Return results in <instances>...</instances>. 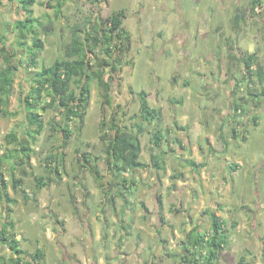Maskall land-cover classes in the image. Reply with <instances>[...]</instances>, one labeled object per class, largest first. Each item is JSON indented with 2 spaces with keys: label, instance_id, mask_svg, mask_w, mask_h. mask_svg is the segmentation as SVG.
Returning a JSON list of instances; mask_svg holds the SVG:
<instances>
[{
  "label": "rangeland",
  "instance_id": "1",
  "mask_svg": "<svg viewBox=\"0 0 264 264\" xmlns=\"http://www.w3.org/2000/svg\"><path fill=\"white\" fill-rule=\"evenodd\" d=\"M252 1H36L33 5L34 16L44 22L52 19L54 25L49 35H46L41 27L35 28L45 44V48L40 53L39 60L41 64H51L55 59L62 58L65 55V47L71 41L75 27L80 29L78 35L83 37L86 35L87 29L92 28L98 21L105 20L118 9L126 10L123 25L131 35V48L122 54V58L126 61L123 68L119 73H111L108 70L106 74L109 79L113 76L111 80L112 104H104V91L94 81L85 123L80 130L75 126L76 124L72 123L73 135L65 147H61L63 143L62 134L53 132L50 124L51 121L60 119L61 111L41 109L49 101L45 93L39 104L44 124L43 131L32 140L31 145L34 152L31 154L30 160H26L22 166L16 168L17 172H15V176L23 180V186L27 189L29 200H26L22 193H16L12 187L10 189L17 200L16 205L13 206L12 219L16 222L19 239L25 241L26 238H29L28 235L30 234L28 233H31V229L33 231V228L30 227H35V231H41L43 234L42 239L45 236L51 239V241L45 239L41 244L45 253L43 264H70V262L78 264L79 261L88 264L85 260L89 256L87 255L90 253V250H87L89 248L81 246V242L72 250L68 248L69 238L78 236L80 232L79 224L75 225L67 217V215H71L69 211L71 205L76 204L72 195L81 193L77 190L79 184L81 185L78 179L91 175L87 169L85 172L79 170L78 151L82 154L84 152L92 153L93 158L95 156L102 158L98 161V164L100 168L103 166L106 157L104 158L105 155H103L104 141L101 136L104 133L111 134L112 130L110 124L102 127V122L105 119L110 123L112 117L116 115L117 122L128 123L129 116L135 113L137 108L135 101H138L137 95L133 96L131 90L136 91L137 89L138 91V88L139 91L146 89L150 93L156 92V101H160L161 98L164 100L165 97L185 98L191 100L188 101L190 105L196 103L200 107L204 106L206 111H209L206 112V115L214 117L215 114L217 118L212 119L213 121L210 124L205 120L206 127L200 128L205 130L207 126H210L211 129L209 130H213V122H215L217 128V124L219 125L221 121L220 116L230 115L231 118H235L233 108L235 81H237V78L238 80L244 79L243 75L245 74L244 86L241 87L243 89L237 88L236 96L238 98L247 97L245 90L247 84H251L252 87L255 86L258 89V102L256 105L259 108L253 109L252 105H255V101L247 98L246 103H244L245 111L241 114L243 115L241 122L238 121V118H235L236 123L231 120L228 123L229 127L234 125L240 131L245 129L248 138L245 141L240 134L234 137L238 142L236 146H239L237 150L238 161L241 162L243 169L236 178L237 185L235 187L240 191L241 196L239 195V197L245 200L252 199V191L254 196L253 210L257 209V206L261 204V200L262 204L264 203V94L261 93L264 89V81L260 82L256 73L250 75L246 62H243V58L256 54L253 70L257 71L261 66L264 72V2L253 9ZM58 4H60V7ZM58 8L60 10L59 17L56 16ZM238 8L240 9L237 10ZM238 11L246 16L240 21L239 25H236L234 17ZM25 15L24 11L15 4H6L0 8V34L6 37L9 45L18 42L20 39V32L15 30L14 23L17 19L24 18ZM31 38V36L28 38L29 45L31 44ZM172 50L177 53L178 58L173 57ZM24 53L20 52L19 57H22ZM235 54L238 55L239 61L233 57ZM16 60L17 57H14V62ZM3 65V59L0 58V67ZM30 82L27 80L23 66H21L15 77L14 86L10 91V111L12 115L4 116L0 114V173L4 174L5 181L10 184L14 181V176L11 173L12 168L9 161L2 162L1 158L8 149L15 147V144H7L6 135L14 130H23L20 127L27 124V113L22 105V97L23 91L29 90ZM152 105L155 104L152 102ZM125 111L127 112L125 113ZM253 116L259 118L258 124L253 123ZM168 119L169 117H165V121L160 122L163 129ZM146 123L148 124V122ZM151 127L154 128V125ZM231 127L227 132L223 130L226 136H232ZM203 129L199 130V135L204 134ZM218 130L216 129L215 132L218 133ZM149 135V133L142 135L143 148L145 149L143 160L145 162L151 161V152L147 150L151 138ZM204 135L202 141L206 144L209 136L207 133ZM52 152L58 156L59 172L50 174L47 171L45 158ZM21 155L22 153H19L18 157ZM169 167H171L170 164ZM23 169H26L27 176L22 173ZM149 169L151 170L148 171H152V174L146 172L148 176H155L159 172V169ZM187 169H191V167ZM187 169L184 168V170ZM160 170L159 173H162V176L167 173L163 169ZM40 175L47 177L45 181H49L48 176L52 175L53 181L46 187L38 188L36 177ZM76 182H79V184H76ZM25 188H21V192ZM53 199L55 200L53 201ZM77 205L82 209L81 202H77ZM3 211L4 203H0V214ZM253 212H250L246 221L245 234L247 238L252 237L254 231L263 230L264 232V216L261 215L264 214V208L260 205L259 209L256 210L257 215L255 217ZM224 218L230 227L233 221L230 214H227ZM207 232L206 229L203 231V233ZM181 239H184L182 243ZM186 239L179 235L177 239H173L174 249L172 248V255L179 252V250H176L177 252L174 250L182 248ZM30 240L33 241V238ZM239 242L235 240V244L226 246L220 254L218 264H239V260H243V257L246 261H252L253 258L247 260L246 256L250 255L245 254L243 246L240 245L238 249ZM250 242L253 246L255 240ZM59 243H66L68 250L74 253L75 257L71 253L68 255L67 251L64 253ZM23 248L30 253L36 252L37 249L36 244L33 243ZM190 248L191 251L196 252L197 248L191 245ZM255 249L253 248L252 252L255 253V256L261 258L259 264H263L264 251L259 256ZM4 251L5 248L0 246V253ZM63 254H66L64 259ZM158 257L161 258L160 254ZM170 257L159 259V263L168 264L166 259ZM89 259L93 261L92 258ZM253 262L255 264V259H253Z\"/></svg>",
  "mask_w": 264,
  "mask_h": 264
},
{
  "label": "crops",
  "instance_id": "2",
  "mask_svg": "<svg viewBox=\"0 0 264 264\" xmlns=\"http://www.w3.org/2000/svg\"><path fill=\"white\" fill-rule=\"evenodd\" d=\"M171 53L174 54L175 59L178 58L176 52L172 50ZM142 90L146 89L140 91ZM140 91L138 88V91L136 89L132 93L133 96L136 94L138 98V101H135L137 104L135 112L140 110L141 101L138 97ZM147 92L150 106L160 109L156 108L160 111V122L165 121V117H169L161 134L163 140L160 149L156 150V148L154 150L155 152L160 151L161 159L165 161L163 170L167 173L162 176V173H159L161 170H159V177L158 173L155 176H148L146 172L152 174V171H148L151 170L149 168H152V170L157 169L153 166L127 172L124 177L127 179L129 188L125 189L119 183L118 178L105 170L104 163L101 167L102 177L98 179L88 168L82 167L80 162L82 157L78 155L79 170L85 172L87 169L91 175L78 179L81 185L76 182V184H79L77 190L81 193L72 195L76 204H74L75 206L71 205V209H69L71 215H67V217L75 225L79 224L80 232L78 236L69 238L68 248L72 250L80 245L79 242L82 243L81 246L89 248L87 250H90V253L87 254L89 256L85 260L88 264H161L159 259L170 256L166 259L168 264H180L179 254L181 248L175 249V252L178 250L179 252L172 255L174 249L173 239H177L178 235L186 239L188 232L191 230L200 233H203L205 229L210 231L214 215L225 219L224 216L230 214L233 221L230 227L227 226L229 233L227 247L235 244V240L240 241L238 249L240 245L243 246L245 254L250 255L246 256L247 260L253 258L255 264H259L261 258L255 256L252 251L253 248H256L255 250L259 256L263 253L264 232L263 230L254 231L253 236L247 238L245 228L250 212L255 210L253 212L255 217L257 215L256 210L259 209L260 205L264 208V203L262 204L261 200V204L253 210L254 196L252 191V199L250 198V200L239 197V195L241 196L240 191L235 187L237 185L236 178L243 170L241 162L238 161L237 150L239 146H236L238 142L234 139V136H226L223 133V130L227 132L231 127L228 125L230 120L235 123L237 120L234 117L231 118L230 115H222L217 128L215 122H213V130H209L211 129L210 126H207V129L204 130L200 127H206L205 120L210 124L213 121L212 119L217 118L215 114L214 117L206 115V112L209 111H206L204 106L200 107L196 103L190 105L188 101L191 100L185 98L165 97L164 100L161 98L160 101H156L157 93ZM152 102L155 105H152ZM152 125H156L155 121L150 125V130L154 132L155 128H152ZM159 125L161 128L162 125ZM233 127L234 125L231 129ZM201 129H203L204 134L207 133L209 136L206 144L202 141L205 135H199ZM216 129H219L218 133L215 132ZM239 133L241 138L247 141L246 130H239ZM147 148L150 151V147ZM144 154L145 149L143 148L142 160ZM101 159L98 158L97 161ZM146 163L152 164V162ZM169 164L171 167H169ZM189 167L191 169H187ZM184 168L187 170H184ZM24 175L27 176L28 174ZM51 181L48 183L50 184ZM5 182L7 183V181ZM6 185V190L13 201L4 204V211L0 214V220L1 222L11 223L12 229H9V235L13 233L19 248L25 250L24 246H30L32 243L36 244V251L40 250L43 253L42 258L37 262L43 264L41 261H44L45 253L41 244H43V240L51 241V239L48 236L42 239L43 234L41 231H35V227H30L33 228V231L31 229V233H28L30 234L28 235L29 238H26L25 241L19 239L16 222L12 219L13 206L16 205L17 200L10 189L13 186H9L12 184L7 183ZM36 185L38 188L48 186L39 187L37 180ZM21 188H25L23 180L17 190L14 188L13 190L16 193H22L25 199L29 200L27 189L25 188L21 192ZM76 201L82 203V209L79 208ZM0 203L2 204V202ZM261 215L264 216V214ZM65 220L67 219L65 218ZM32 238L33 241L30 240ZM183 240L181 239V243ZM251 240H255L253 246ZM65 244L59 243L61 250L64 253L67 251L68 255L71 253L75 257L74 253L70 252ZM0 246L5 248L0 256L7 261L6 264H13L8 260L16 258L15 251L6 244L1 243ZM25 251L29 253L28 257L33 259L36 252ZM159 254L161 258L158 257ZM63 255L64 259L66 254ZM89 258H92L93 261ZM70 264L77 263L70 262ZM78 264H84V262L79 261Z\"/></svg>",
  "mask_w": 264,
  "mask_h": 264
},
{
  "label": "trees",
  "instance_id": "3",
  "mask_svg": "<svg viewBox=\"0 0 264 264\" xmlns=\"http://www.w3.org/2000/svg\"><path fill=\"white\" fill-rule=\"evenodd\" d=\"M6 1L7 3H5ZM36 1L0 0V8L6 4H15L26 14L24 18L17 19L14 23L15 30L20 32L18 42H13L9 45L6 37L0 34V58L4 62V65L0 67V114L4 116L12 115L10 111V91L14 86L15 77L21 66L26 72L27 80L31 81L29 90L23 91L22 97V105L27 113V124L20 127L23 130H14L6 135L7 144H15V147L8 149L1 158L2 162L9 161L10 163L11 173L14 176L12 186L15 190H17L22 181L21 178L15 176L16 168L18 169V167L22 166L26 160H30V156L34 152L31 145L32 140L41 134L44 128L42 114L39 110L43 94L47 95L49 101L41 107L42 110L57 109L61 111L60 119H55L50 124L53 132L62 134L63 143L61 147H65L73 135L72 123L76 124L75 126L79 130L85 123L94 81L104 91V104H112L111 80L113 76L109 79L106 74L108 70L111 73H119L121 71L126 62L122 58V54L131 48L130 32L123 25V18H126V10L118 9L105 20L98 21L92 28L87 29L86 35L83 37L78 35L80 29L75 27L72 39L65 47V55L62 58L55 59L51 64H41L39 58L40 53L45 48V44L35 28L41 27L42 31L49 35L54 25L52 19L44 22L34 16L33 5ZM263 2V0H253L252 8L255 9L256 6ZM58 6L60 7V4ZM254 11L256 12V10ZM56 16H60L59 8L56 10ZM245 16V14L238 11L234 17L235 24L239 25ZM29 36L32 37L30 45L28 44ZM20 52L24 53L22 57H19ZM14 57H17L16 62H14ZM233 57L239 61L238 55L235 54ZM243 62H246L250 75L256 73L259 81H264V72L261 66H259L257 71L253 70L256 54L243 58ZM243 76L244 79L238 80L237 78L235 90L233 89L234 116L238 118L239 122H241L240 119L243 116L241 114L245 111L244 103H246L247 98L255 101V105H252L253 109L259 108L256 105L258 102V89L255 86L252 87L251 84H247L245 88L247 97L238 98L236 96L237 88L244 86L243 81L246 79V75L244 74ZM131 92L133 93V90ZM261 93L264 94V89ZM147 95L148 92L146 90L138 93L141 101L140 110L129 116L128 123L117 122L116 115L112 117L110 123L105 119L102 122V127L110 124V129L112 130L111 134L104 133L101 136L104 141V158L106 157L105 170L115 178H118L119 183L125 189L129 188L127 179L124 177L125 173L137 169H146L151 166L159 170L165 168V161L161 159L160 151H154L156 148V150L160 149L163 140L161 136L163 128H160L159 125L161 115L160 111L150 106ZM258 120V117L253 116L254 124H258ZM154 121L156 125H154L155 129L153 132L150 130V125ZM231 131L234 137L240 134L236 126ZM147 133L151 135L148 146L151 152L150 162L153 165L141 159L143 151L142 135ZM19 153H22L20 157H18ZM78 155L82 157L80 159L82 167L88 168L96 178L101 179L98 157L95 156L93 158L92 153L84 152L82 154L79 151ZM57 157V154L52 152L45 158L47 171L50 174L59 172ZM22 173L27 174L26 169H23ZM45 179L47 177L43 175L36 177L39 187L48 185V182L53 177L52 175L48 176L49 181H45ZM0 184V202L6 204L13 201V198L9 196L6 190L7 183L3 173H0ZM0 224V244H6L16 253V258H11L8 261L13 264H38L37 260L39 261L42 258V251L37 250L33 255V259H30L28 253L17 246L18 242L14 239L13 233L9 235L11 223L1 222L0 220ZM227 226L225 219L214 215L212 217L211 230L207 233H200L196 230L188 232L187 239L184 241L179 254L181 258L180 264H218L220 254H222L229 241ZM190 245L197 248L196 252L191 251ZM6 262L0 256V264H6ZM239 264H254V262H248L243 257V260H239Z\"/></svg>",
  "mask_w": 264,
  "mask_h": 264
}]
</instances>
